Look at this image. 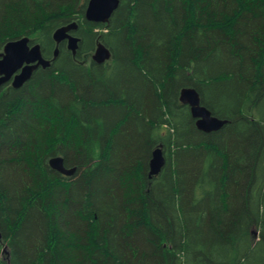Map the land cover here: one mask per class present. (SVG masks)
<instances>
[{
	"label": "trees",
	"instance_id": "trees-1",
	"mask_svg": "<svg viewBox=\"0 0 264 264\" xmlns=\"http://www.w3.org/2000/svg\"><path fill=\"white\" fill-rule=\"evenodd\" d=\"M86 2L0 0V51L25 36L44 58L58 48L0 90V253L264 264V0H119L107 23L87 21ZM71 21L74 55L52 38ZM98 42L104 64L90 58ZM183 87L226 123L199 131ZM158 146L165 164L148 178ZM55 156L74 172L52 169Z\"/></svg>",
	"mask_w": 264,
	"mask_h": 264
},
{
	"label": "water",
	"instance_id": "water-1",
	"mask_svg": "<svg viewBox=\"0 0 264 264\" xmlns=\"http://www.w3.org/2000/svg\"><path fill=\"white\" fill-rule=\"evenodd\" d=\"M119 0H88L84 11V18L91 22L105 23L117 8ZM77 28V23L72 22L56 28L52 34L56 44L66 40V46L74 54L78 47L79 38L72 34ZM28 37L8 41L3 51L0 52V89L10 80L13 88L21 87L31 76L34 69L38 67L46 68L50 65V60L42 57L39 44H29ZM58 48L54 50L56 57ZM110 51L102 44L98 43L92 54V61L103 64L110 58ZM179 101L189 107L191 117L195 120L196 128L201 132H213L220 129L226 120L212 117L210 112L200 104V99L196 91L191 87H183L180 90ZM165 164L164 154L160 146L152 152V157L148 166V176L157 175ZM50 165L65 173L70 174V170L62 167L60 157L50 160Z\"/></svg>",
	"mask_w": 264,
	"mask_h": 264
},
{
	"label": "bare ground",
	"instance_id": "bare-ground-1",
	"mask_svg": "<svg viewBox=\"0 0 264 264\" xmlns=\"http://www.w3.org/2000/svg\"><path fill=\"white\" fill-rule=\"evenodd\" d=\"M88 1V0H87ZM72 22H76V21H72ZM77 23V22H76ZM69 24V23H68ZM65 25H67V24H65ZM78 26V25H77ZM53 56H54V53H53ZM56 56H57V54H56ZM48 59V58H47ZM56 59V57H52L51 59H48V60H50V64L54 61ZM109 60V59H108ZM107 60V61H108ZM106 62V61H105ZM104 62V63H105ZM103 63V64H104ZM39 68V67H38ZM37 69V68H36ZM36 69H34V71L36 70ZM33 71V72H34ZM32 72V73H33ZM32 75V74H31ZM31 77V76H30ZM30 79V78H29ZM28 79V80H29ZM191 88H193V87H191ZM2 89V88H1ZM0 89V90H1ZM195 91H196V93L198 94V96H199V99H200V95H199V93H198V91L195 89V88H193ZM181 90V89H180ZM179 94H180V91H179ZM181 103V102H180ZM201 104V103H200ZM186 105V104H185ZM202 105V104H201ZM188 106V105H187ZM203 107H205L204 105H202ZM206 108V107H205ZM209 112H210V115L212 116V117H216V116H214V115H212V113H211V111L208 109V108H206ZM216 118H218V117H216ZM218 119H220V118H218ZM221 120H224V119H221ZM157 148V147H156ZM155 148V149H156ZM153 152V151H152ZM163 154H164V152H163ZM55 157H60V156H55ZM152 157V156H151ZM52 158H54V157H51L50 159H49V161H48V165L52 168V169H54V170H56V171H58V172H60L61 174H63V175H67V176H69V175H71L73 172H74V167H72V168H66L64 165H63V159L60 157V159L62 160V167L65 169V170H70L71 171V173L70 174H65V173H63V172H61V171H59V170H57V169H55V168H53L51 165H50V160L52 159ZM165 159V158H164ZM150 162V161H149ZM201 187V186H200ZM251 233L252 234H254V236L257 234V231L256 230H254V229H252L251 230ZM1 238H2V236H1V232H0V240H1ZM7 249V246L6 245H4L3 246V248L1 249V254H3L4 253V251H6V253L8 254V256H9V252L6 250Z\"/></svg>",
	"mask_w": 264,
	"mask_h": 264
},
{
	"label": "flooded vegetation",
	"instance_id": "flooded-vegetation-1",
	"mask_svg": "<svg viewBox=\"0 0 264 264\" xmlns=\"http://www.w3.org/2000/svg\"><path fill=\"white\" fill-rule=\"evenodd\" d=\"M3 254H4V253H3ZM0 256H1V260H2V261H4V262L6 261V263L9 264V256H8V254L5 255V257L2 258V254L0 253Z\"/></svg>",
	"mask_w": 264,
	"mask_h": 264
},
{
	"label": "rangeland",
	"instance_id": "rangeland-1",
	"mask_svg": "<svg viewBox=\"0 0 264 264\" xmlns=\"http://www.w3.org/2000/svg\"><path fill=\"white\" fill-rule=\"evenodd\" d=\"M253 229H254V228H253ZM255 229H257V228H255ZM257 234H258V232H257ZM257 234H256V235H257ZM256 235H255V236H256ZM3 257H5V254H2V258H3Z\"/></svg>",
	"mask_w": 264,
	"mask_h": 264
}]
</instances>
